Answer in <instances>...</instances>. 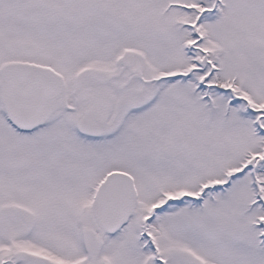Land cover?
I'll return each mask as SVG.
<instances>
[{"label":"snow or ice","instance_id":"obj_1","mask_svg":"<svg viewBox=\"0 0 264 264\" xmlns=\"http://www.w3.org/2000/svg\"><path fill=\"white\" fill-rule=\"evenodd\" d=\"M0 264H264V0H0Z\"/></svg>","mask_w":264,"mask_h":264}]
</instances>
